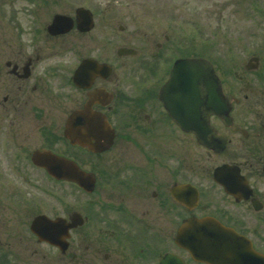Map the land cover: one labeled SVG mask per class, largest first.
Masks as SVG:
<instances>
[{"label":"flooded vegetation","instance_id":"flooded-vegetation-1","mask_svg":"<svg viewBox=\"0 0 264 264\" xmlns=\"http://www.w3.org/2000/svg\"><path fill=\"white\" fill-rule=\"evenodd\" d=\"M136 1L28 0L21 39L0 34V173L22 178L34 169L51 180L31 160L49 150L75 161L92 184L54 180L71 191L67 208L51 216L70 225L64 249L40 241L32 220H2L0 264L22 257L29 242L55 249L46 264H211L200 257L210 252L201 220L264 255V90L250 74L215 69L223 92L238 99L229 114L240 129L211 114L225 142L203 145L190 130L199 120L185 116L188 102L165 88L177 59L204 55L156 28L148 48L120 22ZM156 8L152 16L169 17ZM58 18L66 30L55 31Z\"/></svg>","mask_w":264,"mask_h":264},{"label":"rangeland","instance_id":"rangeland-1","mask_svg":"<svg viewBox=\"0 0 264 264\" xmlns=\"http://www.w3.org/2000/svg\"><path fill=\"white\" fill-rule=\"evenodd\" d=\"M152 2L139 0L126 3L131 14L120 18L121 24L129 31H136L137 35L141 33L148 48L155 47V44H150V28L166 31L173 38L179 36V41L182 37L193 46L190 50L201 51L214 63L219 73L250 74L253 83L264 90V0L156 1V7L169 13L167 18L152 16L157 9ZM27 5L28 0H0V34L4 33L12 41L21 39L20 29L25 26L23 9ZM135 10L140 13H133ZM252 56L258 58V67L248 70L246 63ZM210 160L213 159L210 157ZM1 161L0 153V167L4 164ZM35 173L40 172L26 169V176L22 178L0 173V185H3V191H0V223L4 219H20L19 223L29 225L38 213L55 216L67 208L71 201L70 185L56 183ZM11 188L16 189V193L22 190V195L12 197ZM28 231L23 232L27 234ZM54 251L48 245L29 242L27 253L20 258L9 257L4 264H46L45 257L54 259Z\"/></svg>","mask_w":264,"mask_h":264},{"label":"water","instance_id":"water-1","mask_svg":"<svg viewBox=\"0 0 264 264\" xmlns=\"http://www.w3.org/2000/svg\"><path fill=\"white\" fill-rule=\"evenodd\" d=\"M57 22L60 26L54 24L57 26L56 32L66 30L69 26L64 24L67 21H61L60 18L57 19ZM165 92L174 98H179L180 101L188 102V111L187 113L185 112V116L187 115L190 120H199L201 124V127L191 130L196 133L202 143L213 149L220 150L224 141L214 140V130L208 125V116L211 113L219 115L225 125L240 129L237 125L233 124L229 116L232 96L225 95L222 92L220 81L211 63L206 59L189 58L177 61L171 72ZM198 110L203 111L198 112ZM94 120L97 121V118H94ZM66 135L73 141H76L67 132ZM33 159L36 164L44 166L56 178L76 180L84 188H88V185L91 184L88 178L89 175L80 172L76 164L71 160L47 152L37 153ZM221 169L219 168L218 170ZM225 185L226 187L229 186L226 183ZM91 187L92 184L89 188ZM69 226V224L60 218L52 221L45 216H37L31 225L41 240L52 243H58L62 234L65 233ZM197 228L200 231L204 228V232L202 231L205 237L203 243L209 246L210 251L204 252L200 257L208 260L210 263L264 264V257L255 253L251 249L249 242L245 238L235 234L232 230L207 220H201ZM188 245L191 247L193 241H188ZM211 251H215V254Z\"/></svg>","mask_w":264,"mask_h":264}]
</instances>
